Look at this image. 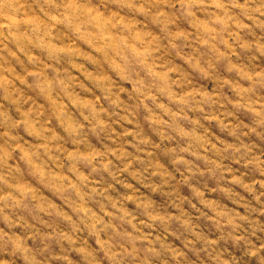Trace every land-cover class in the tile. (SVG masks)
<instances>
[{
  "label": "clouds",
  "instance_id": "obj_1",
  "mask_svg": "<svg viewBox=\"0 0 264 264\" xmlns=\"http://www.w3.org/2000/svg\"><path fill=\"white\" fill-rule=\"evenodd\" d=\"M264 264V0H0V264Z\"/></svg>",
  "mask_w": 264,
  "mask_h": 264
},
{
  "label": "rangeland",
  "instance_id": "obj_2",
  "mask_svg": "<svg viewBox=\"0 0 264 264\" xmlns=\"http://www.w3.org/2000/svg\"><path fill=\"white\" fill-rule=\"evenodd\" d=\"M231 252L239 257V264H247V258L242 255V248H232Z\"/></svg>",
  "mask_w": 264,
  "mask_h": 264
}]
</instances>
